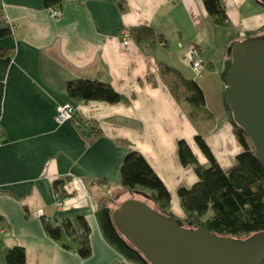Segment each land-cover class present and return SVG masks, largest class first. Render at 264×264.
I'll return each mask as SVG.
<instances>
[{
	"label": "crops",
	"instance_id": "obj_1",
	"mask_svg": "<svg viewBox=\"0 0 264 264\" xmlns=\"http://www.w3.org/2000/svg\"><path fill=\"white\" fill-rule=\"evenodd\" d=\"M219 3L225 26L208 17L202 0H60L54 7L42 0H0V20L11 32L0 47L12 48L0 57V264L15 246L23 248L25 264H144L108 220L120 203L149 198V192L120 185L127 150L120 141L160 178L170 197L168 211L178 220L185 214L176 190L197 180L192 166L180 163L178 141L202 166L207 161L194 142L197 135L223 170L234 164L242 148L222 102L221 75L230 64L232 42L264 33V7L257 0ZM138 26L164 42L146 49L131 39L122 49L120 32ZM190 45L203 58L199 75L184 58ZM163 67L197 82L205 116L193 119L191 106L174 97L168 83L176 75ZM75 79L105 82L127 101L75 103L65 92ZM65 103L73 106V118L57 123L56 109ZM76 122L99 135L88 141ZM55 181L62 183L58 191ZM79 217L89 228L87 258L79 257L68 235L55 241L43 227V221L68 220L79 233Z\"/></svg>",
	"mask_w": 264,
	"mask_h": 264
},
{
	"label": "trees",
	"instance_id": "obj_2",
	"mask_svg": "<svg viewBox=\"0 0 264 264\" xmlns=\"http://www.w3.org/2000/svg\"><path fill=\"white\" fill-rule=\"evenodd\" d=\"M45 7H54L60 0H42ZM206 13L216 25H227V19L219 0H202ZM260 31L245 36L259 35ZM7 25L0 20V39L10 35ZM130 38L137 45L151 48L156 42L163 43L164 38L154 33L149 27H134L129 29ZM12 48L0 47V57L9 56ZM163 72H173L177 81L168 83L176 99L181 96L192 108V118L205 116L204 95L197 82L185 79L178 72L168 67ZM179 88L182 91H179ZM67 97L73 102L99 101L106 103L126 102L127 99L117 93L112 87L96 79L69 80L65 85ZM234 136L242 148L236 155L234 164L223 170L213 157L208 146L200 135L194 142L207 161L206 166L200 165L189 147L183 140L177 143L180 163L192 166L197 180L189 187L179 186L176 190L180 206L185 214L183 220H178L183 226L203 227L207 231L221 236L242 239L264 230V169L255 159L252 147L242 130L231 121ZM80 134L92 141L99 132H84L85 124L76 122ZM86 133V134H84ZM127 150L119 168L120 185L127 190L144 188L149 191V199L155 209L168 217L170 197L160 178L152 170L142 155L129 148V143L120 141ZM61 181L53 183L54 191L61 188ZM63 192L60 197H64ZM1 221V217H0ZM80 232L77 233L70 221L65 220L60 225H51L43 221L45 233L53 240L59 241L62 234L68 235L80 258L90 256L89 228L82 217L77 219ZM127 243V242H126ZM128 244V243H127ZM64 247H71L64 244ZM137 255L136 253H133ZM5 264H25V253L22 247H11L4 253ZM264 264V261L261 263Z\"/></svg>",
	"mask_w": 264,
	"mask_h": 264
},
{
	"label": "water",
	"instance_id": "obj_3",
	"mask_svg": "<svg viewBox=\"0 0 264 264\" xmlns=\"http://www.w3.org/2000/svg\"><path fill=\"white\" fill-rule=\"evenodd\" d=\"M257 1L264 7V0ZM228 52L230 64L221 75L222 102L264 169V34L242 35L230 44ZM108 220L119 239L144 264L264 261V230L242 239L221 236L203 227L183 226L175 217L133 198L113 209Z\"/></svg>",
	"mask_w": 264,
	"mask_h": 264
},
{
	"label": "built area",
	"instance_id": "obj_4",
	"mask_svg": "<svg viewBox=\"0 0 264 264\" xmlns=\"http://www.w3.org/2000/svg\"><path fill=\"white\" fill-rule=\"evenodd\" d=\"M51 14L54 16L56 12L54 10L51 11ZM121 37V48L127 50L131 43L130 33L128 30H122L120 32ZM184 58L189 64L190 68L196 75H199L202 72L203 58L200 50L194 46L190 45L186 48L184 52ZM74 108L71 104L65 103L59 105L56 109V113L54 116V120L57 123H64L73 118ZM55 204L57 207L61 205V200L58 198V195H55Z\"/></svg>",
	"mask_w": 264,
	"mask_h": 264
},
{
	"label": "rangeland",
	"instance_id": "obj_5",
	"mask_svg": "<svg viewBox=\"0 0 264 264\" xmlns=\"http://www.w3.org/2000/svg\"><path fill=\"white\" fill-rule=\"evenodd\" d=\"M261 34H264V33H261ZM140 189H142V190H144V191H146V192H149L147 189H144V188H140ZM148 200V201H147ZM147 200H145L144 202L146 203V204H148L150 207H152V208H154V204L152 203V201L149 199V198H147ZM122 239V238H121ZM124 241V240H123ZM126 243V242H125Z\"/></svg>",
	"mask_w": 264,
	"mask_h": 264
}]
</instances>
